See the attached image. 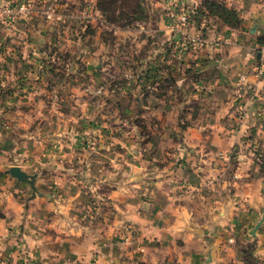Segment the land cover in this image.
Wrapping results in <instances>:
<instances>
[{"label":"crops","instance_id":"crops-1","mask_svg":"<svg viewBox=\"0 0 264 264\" xmlns=\"http://www.w3.org/2000/svg\"><path fill=\"white\" fill-rule=\"evenodd\" d=\"M203 1L153 8L150 44L135 52L134 98L157 126L145 134L126 114L118 133L108 128L111 85L99 79L115 62L98 0H0V170L37 175L36 195L0 176V264H248L249 246L264 264V0H227L241 26L201 18L190 30L207 27L205 43L191 48L181 8ZM20 5L19 18L5 13ZM66 16L90 24L86 45L46 25ZM62 41L81 46L66 70L92 74L99 111L82 113L73 93L69 110L56 108L66 98L48 62Z\"/></svg>","mask_w":264,"mask_h":264},{"label":"rangeland","instance_id":"rangeland-1","mask_svg":"<svg viewBox=\"0 0 264 264\" xmlns=\"http://www.w3.org/2000/svg\"><path fill=\"white\" fill-rule=\"evenodd\" d=\"M113 1L112 3L105 2L106 14H107V20L110 22V28L106 29V39L108 40V47H109V53L111 58H113L115 64L112 66L113 70L111 69V72L109 75L106 74L105 80L99 79V86H102L103 84L111 85V88L108 92L109 97L112 100L111 105H105V111L108 112L110 115V118L112 120L111 125H109V129L113 130L114 132L119 131V123H116L117 120L115 118L119 117L121 114H126V116L129 117V121L131 122L126 123L125 127H129L134 125V123L137 125V127H142L143 132L145 134H149L150 129L156 128L155 126H152V120L150 118V114L147 111L146 108L143 110H140V107L137 105L136 100L134 98V88L136 85V80L138 79V76L140 75L139 72H137L139 64L137 63L138 58H135V52L137 49L142 50L143 48H147L149 46V41L151 40V29H153V8L156 6L157 1L162 0H110ZM217 2L222 3L228 10L236 11L238 14V17L241 19L239 9L235 5H229L227 0H215ZM237 4V3H236ZM190 8V10H194L195 14L192 15L193 19V25L194 23L201 20V18H205L203 15L197 14V11L199 9L193 8V7H186ZM182 9V8H181ZM201 9V8H200ZM81 11V10H79ZM63 11L62 13H64ZM182 13V10H181ZM180 13V15H181ZM67 18H64L62 21H60V24L49 23L46 24L50 27H56L57 32L60 28L61 30L65 31L64 36L68 32L69 35H71V31H73L75 39L77 40L81 38V43L86 45L87 41L86 34L91 31V26L88 22L84 21L83 19L78 18H71L69 16H66ZM211 24H216L215 21H209ZM208 23V24H209ZM40 24H44L42 21ZM200 26V25H199ZM219 27H221L219 25ZM240 27V26H238ZM199 28V29H198ZM207 27H197V30L199 33L203 35L205 38V31ZM90 30V31H89ZM61 31V32H63ZM189 32H192L189 30ZM196 32V31H195ZM194 33V32H192ZM78 36V37H77ZM62 46L53 47L51 50L55 52V49H60L59 53L57 54V57L50 59L48 64L50 66H53L57 68L56 72L54 71L52 74H49V78L51 79L50 82L55 81V85L57 86L56 89L53 91L55 92L56 96L62 97L65 99L68 93L73 94H79L80 96H83V100L87 101V104L84 102L80 105V111L84 114H90V112H97L99 109L103 108V105L99 103L95 104L93 106V102L91 101V97L94 95V98H96V94H92L90 90H85L86 88L90 87V82L92 74L88 73L86 68L84 67V71L80 74L78 73H69L71 72V69L69 71L66 70L68 66L71 63L72 57H71V51H74L76 48L77 50H81L80 45H73L69 46L66 41H62ZM86 48V46H84ZM83 47V48H84ZM79 48V49H78ZM84 48V49H85ZM69 50V51H67ZM123 52V53H122ZM121 53L122 57L126 59L125 60H119L121 59ZM120 61L122 63H120ZM125 61V63H123ZM93 82V81H92ZM78 85V86H77ZM77 87V88H76ZM78 90V91H77ZM92 90V89H91ZM96 93V90H94ZM132 93L129 94L131 97H129V103L127 101H124L123 103L118 100L119 94L122 93ZM181 92H179L178 97H176L178 100L181 101V98L183 95ZM100 95V94H99ZM69 99H65L64 102L66 105H57L56 108L60 109H67L69 110L70 106L67 104ZM151 105H148L147 107H150ZM143 116V117H142ZM124 127L123 123L122 126ZM88 137V136H87ZM157 138L146 136L144 137V144H148V147L155 146L157 144L156 141ZM82 142L85 144L88 141L82 140ZM0 158H3L2 155H0ZM17 166V165H16ZM22 170L26 171L30 175H35L34 172L31 173L27 171L26 168H22ZM10 175L9 168L5 169L2 168L0 170V176L4 175ZM12 177V176H11ZM14 178V177H13ZM16 179V178H15ZM17 180V179H16ZM18 181V180H17ZM23 184L27 188V193H30L33 191L32 187L29 183L26 182H19ZM35 193V192H34Z\"/></svg>","mask_w":264,"mask_h":264},{"label":"trees","instance_id":"trees-1","mask_svg":"<svg viewBox=\"0 0 264 264\" xmlns=\"http://www.w3.org/2000/svg\"><path fill=\"white\" fill-rule=\"evenodd\" d=\"M112 3L113 1L110 0H98V6L100 11H102L103 15L107 17L105 2ZM203 8L197 11V14L203 15L205 17H214L218 18L220 21L225 23L230 28H237L241 26L242 20L238 17L236 11L228 10L222 3L217 2L215 0H204L202 4ZM205 9V10H204ZM245 259L247 260L248 264H252V247L249 246L247 250L244 251Z\"/></svg>","mask_w":264,"mask_h":264},{"label":"built area","instance_id":"built-area-1","mask_svg":"<svg viewBox=\"0 0 264 264\" xmlns=\"http://www.w3.org/2000/svg\"><path fill=\"white\" fill-rule=\"evenodd\" d=\"M27 8L24 5L16 6V7H8L5 9V13H7L12 19L19 18L24 12H26ZM182 13L180 15V25L181 35L183 42H185L191 48L201 47L205 43V39L203 35L199 32H189L190 28L193 27V19L192 15L195 14L194 10H190V8L182 7ZM264 54V47L261 49ZM264 70L260 68L258 70V74H263Z\"/></svg>","mask_w":264,"mask_h":264},{"label":"water","instance_id":"water-1","mask_svg":"<svg viewBox=\"0 0 264 264\" xmlns=\"http://www.w3.org/2000/svg\"><path fill=\"white\" fill-rule=\"evenodd\" d=\"M9 172L12 177L16 178L18 182H26L29 183L32 187L33 191L35 192L34 195L37 193L36 188V181H37V175H30L26 171L22 170L20 166H12L9 169ZM260 225L256 227V229L252 232V235H256V231L259 229Z\"/></svg>","mask_w":264,"mask_h":264}]
</instances>
